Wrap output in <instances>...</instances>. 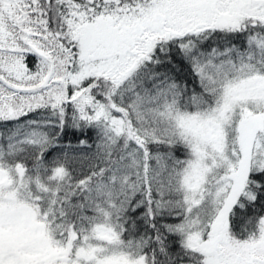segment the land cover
Listing matches in <instances>:
<instances>
[{
    "label": "snow or ice",
    "instance_id": "snow-or-ice-1",
    "mask_svg": "<svg viewBox=\"0 0 264 264\" xmlns=\"http://www.w3.org/2000/svg\"><path fill=\"white\" fill-rule=\"evenodd\" d=\"M0 264H264V0H0Z\"/></svg>",
    "mask_w": 264,
    "mask_h": 264
}]
</instances>
